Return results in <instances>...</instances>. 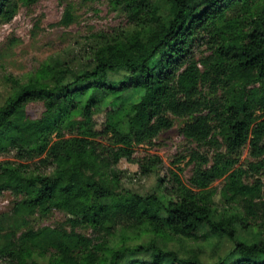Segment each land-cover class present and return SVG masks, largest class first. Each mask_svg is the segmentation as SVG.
<instances>
[{
	"label": "trees",
	"instance_id": "1",
	"mask_svg": "<svg viewBox=\"0 0 264 264\" xmlns=\"http://www.w3.org/2000/svg\"><path fill=\"white\" fill-rule=\"evenodd\" d=\"M75 1L66 0L60 25L76 22ZM111 3L127 12L131 29L97 33L100 41L80 68L58 58L25 81L12 79L0 105V154L20 159L0 160V194L15 198L0 217V258L8 264H264V238L241 232L250 219L263 217L264 225V180L257 177L264 175V0ZM18 9L19 0H0V23ZM175 127L212 147V163L193 152L188 183L171 170L156 191L123 187L119 162L134 160L137 145ZM246 148L254 161L242 166ZM138 161L143 174L162 163L156 155ZM220 179L221 199L231 209L216 202L211 185ZM55 210L65 213V226L36 228V215ZM172 236L211 243L218 255L206 262L202 246L171 248L165 240ZM226 240L231 247L220 253Z\"/></svg>",
	"mask_w": 264,
	"mask_h": 264
},
{
	"label": "rangeland",
	"instance_id": "2",
	"mask_svg": "<svg viewBox=\"0 0 264 264\" xmlns=\"http://www.w3.org/2000/svg\"><path fill=\"white\" fill-rule=\"evenodd\" d=\"M66 0H19L17 14L10 22L0 23V105L11 93L12 79L25 81L29 74L39 68L45 61L62 59L73 68H80L90 61L91 48L96 46L100 38L97 33L109 36L116 35L123 30H129V17L120 6H114L111 0H76L75 13L77 20L69 26L60 25ZM37 106H30V112L36 114ZM104 115L97 116L98 127L102 126ZM193 152L206 155L212 163V147H202L183 136L178 127L163 132L150 144H140L135 147L134 160L122 159L117 168L123 172V187L140 194H147L158 189V180L161 177L169 178L171 170L180 174L188 183L193 174L194 163L191 162ZM156 155L162 159L158 170L143 174L140 169L139 159ZM20 160L14 152L0 154V160ZM254 161L247 148L244 150L240 164L247 166ZM181 168V169H180ZM261 177L264 180V175ZM253 181V178H252ZM224 180L214 182L211 187L217 188L215 197L220 210L231 209L230 203L221 199V190ZM166 186L171 187L169 181ZM15 198L9 192L0 194V217L11 211ZM263 218V217H262ZM260 219H248L247 225H242L241 232L248 238L258 236L264 238V225ZM66 215L55 210L52 214L42 217L36 215L33 223L38 227L65 226ZM80 232L88 236L96 233L91 228L80 227ZM214 242L220 241L219 237L212 238ZM167 246L187 251L192 247L202 246V258L212 262L218 255L219 248L212 251L211 243L203 240H190L172 236L165 240ZM231 242L226 240L220 253L231 247ZM216 255V256H215ZM0 264H8L0 258Z\"/></svg>",
	"mask_w": 264,
	"mask_h": 264
}]
</instances>
